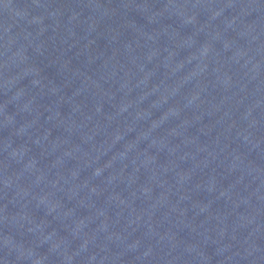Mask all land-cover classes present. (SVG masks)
<instances>
[{"label": "water", "instance_id": "95a60500", "mask_svg": "<svg viewBox=\"0 0 264 264\" xmlns=\"http://www.w3.org/2000/svg\"><path fill=\"white\" fill-rule=\"evenodd\" d=\"M0 264H264V0H0Z\"/></svg>", "mask_w": 264, "mask_h": 264}]
</instances>
